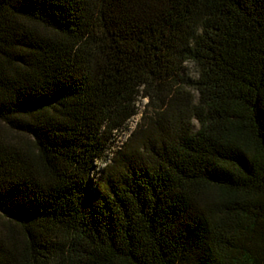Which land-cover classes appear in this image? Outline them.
Listing matches in <instances>:
<instances>
[{
	"label": "trees",
	"instance_id": "trees-1",
	"mask_svg": "<svg viewBox=\"0 0 264 264\" xmlns=\"http://www.w3.org/2000/svg\"><path fill=\"white\" fill-rule=\"evenodd\" d=\"M0 264H264V0H0Z\"/></svg>",
	"mask_w": 264,
	"mask_h": 264
},
{
	"label": "rangeland",
	"instance_id": "rangeland-1",
	"mask_svg": "<svg viewBox=\"0 0 264 264\" xmlns=\"http://www.w3.org/2000/svg\"><path fill=\"white\" fill-rule=\"evenodd\" d=\"M183 77L185 79H193L196 77V68L192 64H186L183 70ZM145 99L138 97L136 101V107L138 114L133 117L127 124L126 128L119 131L115 134L114 138L112 139L111 143L109 144L106 159L110 158L111 154L121 146L128 136L130 135L131 131L135 128V125L139 122L140 116L144 110ZM106 160H104L105 162ZM103 161L96 162L97 169L93 173V177H97V171L101 169L105 164Z\"/></svg>",
	"mask_w": 264,
	"mask_h": 264
}]
</instances>
